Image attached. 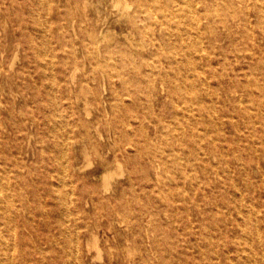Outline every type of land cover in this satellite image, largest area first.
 <instances>
[{
	"label": "rangeland",
	"instance_id": "1",
	"mask_svg": "<svg viewBox=\"0 0 264 264\" xmlns=\"http://www.w3.org/2000/svg\"><path fill=\"white\" fill-rule=\"evenodd\" d=\"M17 1L20 9H15L8 0L0 6V43L8 45L7 58L2 65L7 69L9 61L14 59V70L40 74L39 86L45 93L44 103L38 107L31 92L23 96L19 87L21 81L17 80L12 84L13 94L4 96V106L0 108L7 126L5 134H0V219L4 210L14 225L16 207L11 202L21 204L28 198L30 209L26 214L34 216L37 232L25 231L24 240L17 241L18 249H25L29 256L34 255L40 261L48 260L51 253L58 251L59 256L53 264H130L148 255V251L161 257L157 258V264H169V260L173 264H264V15L259 10L258 0H191V9L197 10L203 18L199 34L193 29L190 16L193 12L184 5V0H161L165 6L169 1L164 10L155 14L139 11L135 16L134 0ZM231 11L235 15L247 13L248 16L237 25L238 20L230 16ZM205 12L210 16L205 18ZM174 13H178V19ZM32 14L36 21L29 18ZM19 16L27 18L26 35L19 25ZM221 20H225L228 29L222 26ZM137 29L141 30L136 32ZM126 33L136 45H125L124 49L141 62L137 73L133 74L127 67L126 77L134 81L139 79L137 82L154 78L152 87L134 106L120 85L121 73L113 69V80H109L107 73L95 65L86 46L90 41L100 42L96 49V54L100 55L117 42L126 44ZM51 49L55 55L51 58L47 54L42 60L41 52L49 53ZM115 59L120 61L121 56L115 55ZM41 62L46 64L45 68ZM161 70L165 76L182 77L187 86L194 84L198 88L197 93L203 97L200 112L205 122L200 128H204L203 135L208 139L212 137L217 146L210 150L205 164L194 160L186 163L189 177L182 195L176 192L154 215L139 217L140 228L136 223L134 229L126 230L119 222L121 215H105L102 219L105 221H100L97 228L87 230L85 227H91L94 222L96 207L84 195L85 187L95 182L99 199L105 205L108 202L104 198L116 194L102 195L101 181L91 174L105 158L113 161L116 155L124 157L122 168L111 167L116 171L113 177L116 184L128 186L125 177L128 170L134 172L136 198L129 196L127 206L135 209L136 216L140 215L139 209L156 196L157 191L142 180L144 175L153 178L154 170L150 157L141 160L136 155L133 143L138 136L133 134L131 141L129 136L115 135L112 124L115 114L110 106L114 96L110 89L114 82L124 99L123 112H129L135 126L144 125L148 137L159 143L163 135L173 132V109L160 80ZM150 71L154 73L152 76L148 75ZM53 82L56 85L52 86ZM81 87L95 91L96 99L86 92L81 93ZM77 95L81 100L73 103ZM148 98L152 104L147 102ZM25 101L34 107L40 125L24 123L22 116H15L14 110ZM218 124L221 132L216 131ZM64 136L73 142L67 152L69 181L59 186V192L67 195L60 200L59 206L51 208L50 190L60 183L57 167L60 150L54 146ZM163 139L165 157L174 160L175 155H169V138ZM206 140L201 143L206 145ZM223 151L234 156L219 175L210 168V162L220 161ZM18 164L24 167L23 171H17ZM172 166L169 174L180 175L178 167ZM102 170L100 168L96 174ZM161 170L163 180L167 181V170ZM167 183L175 185V182ZM72 190L75 202L68 195ZM135 232L138 234L136 242L131 240ZM2 233L10 250L15 240L13 230L5 229ZM93 234L98 238L97 246ZM195 234L200 236L198 241Z\"/></svg>",
	"mask_w": 264,
	"mask_h": 264
},
{
	"label": "bare ground",
	"instance_id": "2",
	"mask_svg": "<svg viewBox=\"0 0 264 264\" xmlns=\"http://www.w3.org/2000/svg\"><path fill=\"white\" fill-rule=\"evenodd\" d=\"M134 1H135L136 10H135V13L133 14V16H135V14L138 13L139 11H145V12H149V13L155 14V12H157L159 10H164V7L169 6V1H168V4L166 6L163 5L161 0H134ZM184 1H185L184 5L187 8H189V10L191 12H193L192 15H190L191 19H192L191 20L192 21V25L194 26L193 29H195V31H197L198 34H199L203 18L201 17V14L197 10H192L191 9V7H192L191 0H184ZM8 2L15 9H20V7H21L17 0H8ZM258 2H259V10L264 15V0H258ZM3 4H4V0H0V6L3 5ZM29 4H30V8L32 10V7H33L32 6V2L30 1ZM117 5L119 6L120 4H117ZM117 5L115 7H117ZM126 5H127V3H126ZM126 8H128V7H126ZM216 10H218V9H216ZM183 12H184V10H183ZM233 14L234 13L231 11L230 16L232 15V16H234L235 19L238 20L237 23H236L237 25H239L241 23V21L243 19H245V17L248 16L247 13H244L243 14L244 16L235 15V14L233 15ZM164 15L165 14H163V16ZM175 15H176V19H178L177 18L178 13L175 14ZM207 16H210L209 12H205L204 17L207 18ZM29 18L32 19V21H36V18L34 17L33 14L30 15ZM165 18H167V17H165ZM26 19L27 18L20 17V16L18 18L19 25L22 27L25 35L27 34V26L25 24ZM259 21H260V19H259ZM221 22L223 24L222 26H224L225 28L228 29V25L225 22V20H221ZM221 22H220V24H221ZM131 23L134 25V21H132ZM150 23L153 24L152 22H150ZM164 23H166V22H164ZM72 24H73V22H72ZM250 24H251V22H250ZM244 25H246V23ZM182 26L183 25H181V27ZM252 26H253V24H252ZM252 26H251V28H252ZM144 28H145V25H144ZM188 28L190 29V27H188ZM148 29H149V27H148ZM140 30L137 29L136 32L140 31ZM150 30L152 31V28L149 29V31ZM59 31L61 32V30H59ZM59 31H57V33ZM105 31H107V30H105ZM112 32H113V30H112ZM129 32H130V30H129ZM144 32H145V30H144ZM139 33L140 32H138V34ZM145 34L146 33H144L143 35H145ZM150 34H151V32H150ZM152 34H153V32H152ZM111 35H112V33H111ZM196 35L197 34H195V37H196ZM88 36H90V34ZM102 36H104V35H102ZM91 37H93V36H91ZM108 37H109V35H108ZM105 38L106 37L104 36V39ZM198 38L200 39V36ZM180 39H181V37H180ZM103 40H102V43H103ZM124 40H125L126 44H123L122 42H117L115 45H113L111 47H107L104 50L103 53L98 51V53L100 52V55L96 54L97 53L96 49H98L97 47L100 44V42L98 44V43H93V42L90 41V43H88V44L86 43L87 44L86 46H87V49L89 51V56L93 60H95V65H97V67H101L103 69V71H105L107 73V76H108L109 80H111V81L113 80V73H112L113 69L118 70L117 74L121 73L120 74L121 75V84L120 85H121L122 89H124L125 92L129 95V98H130L129 101L131 102V105L134 106V105H136L137 100H139L141 98L142 94H145V95L147 94V92L150 89V86L152 87V85H153L154 78L151 77V78H148V79H146V80H144L142 82H137V81H139V79L137 81H134V80H129L126 77L125 69L127 67L128 68L130 67V69H131L133 74L137 73L141 69V66H140L141 62H139L136 59H134L133 55L130 53V51H127V49H124L125 45L128 46V47H132V46L136 45V42L133 40V38L128 33H126V34H124ZM104 41H106V39ZM155 41H156V38H155ZM150 42H152L154 44V41H150ZM201 42H202V38H201ZM196 43H198V42L196 41ZM200 44L202 45L203 43H200ZM160 47H161V45H160ZM196 47H197V44H196ZM202 47H203V45H202ZM158 48H159V46H158ZM191 48H193L192 44H191ZM161 49H162V47H161ZM7 51H8V45L0 43V75L3 76V79L0 80V108L2 106H4L3 105L4 96L7 93L8 94H13L14 89L12 87V84L13 83H17V80L21 81V83H20L21 85L19 84L20 85L19 87H21V89H22L23 96L27 95L29 92H31V94L36 98V104L38 103L37 106L38 107L41 106L44 103L45 93H44L42 87L39 86V79L41 78L40 74H38V73H36L34 71H31V70L30 71L29 70H22V69H20L18 71L14 70V62L16 61V60L14 61V59H11L9 61L8 68L5 69V67L2 65V61L6 60L7 56H5V53ZM205 51H207V50H205ZM162 52H164L163 49H162ZM173 52H174V50H173ZM182 52H184V51H182ZM47 54L50 55V57L52 58V56L55 55L54 49L53 50L51 49L49 51V53L46 52V51L45 52H41L40 58L42 60L45 59ZM194 54L195 53H193V55ZM199 54L201 55V53H199ZM115 55L121 56V60L120 61H116ZM196 55H197L196 56V58H197L198 54H196ZM99 56L102 59L99 58ZM151 56H152V54H151ZM151 56H150V59H152ZM189 56H190V54H189ZM208 57H210V56H208ZM155 58H157V57H155ZM206 58H207V56H206ZM207 59H209V58H207ZM141 60L142 61L144 60V62L146 61V59H142V58H141ZM63 61H65V60H63ZM199 62H201V60ZM61 63H63V62H61ZM64 64H66V63H64ZM45 65L46 64L44 62H41V66H43L45 68ZM52 65H53V63H52ZM149 65H151V64L148 63V66ZM93 66H94V64H93ZM97 67H96V69H97ZM144 67H146V65ZM194 69H195V67H194ZM43 70H45V69H43ZM150 70H152V69H150ZM74 71L75 70L72 71V78L73 79L75 78V77H73L74 74H75ZM162 73H163V70L160 71V77H161L160 80H161L162 84L166 87V91H167L166 95H167V97H169V100L171 102V107L173 109V114H172L173 115L172 116L173 117V121H171L172 122L171 126L173 127V132L171 134H169V135L168 134L167 135H163L161 137L162 141L159 142V143H157L155 139L148 137L147 132H146L147 129H145L144 125L140 124L138 126H135V123L133 122L132 116L130 115L129 112H127V111L123 112V108L122 107H123L124 99L121 96L120 89H118V87L116 86V84H114V82H111L112 86H111V89H110V93L114 96V100H113V102H111L110 106H111V109L113 110V112L115 114L114 115V121H112L113 128L115 130V135L119 133V134H123V135H125L127 137L129 136V138L131 137V141H132L133 134L138 136V139L136 141H134V143H133V147H134V149L136 151V155L141 160L144 159L146 156L150 157L151 162H152V168L154 170V177L153 178L151 176H149V175H144L142 177V180L146 184H148L152 189H155L157 191L156 196H155V198L150 199L148 201V203L144 204L142 206V208L139 209V214L140 215L136 216L135 209L133 207L127 206V201L130 200L129 196H130V198L132 196V199L136 198L135 191H136L137 185H136V182H135L134 172L131 169L128 170L127 176L125 177L127 179V185L128 186H125L123 183L116 184L113 181V177H114L116 171H114L112 168H114V169L115 168L116 169L117 168H122V166H123L122 162L124 161V157L123 156L122 157H117V155L114 156V159H113V161L115 162L114 165H112L113 161L111 159L105 158V159L101 160V162L99 163L98 167L95 170H93L91 172V174H94V177L101 181L100 182L101 183L100 186H101L102 195L106 196V195L110 194V192H114L116 194H114V196L105 197L104 199H106L107 202H108V205H105L100 200L101 198L99 199V193H98V189H97V184L95 182H92L91 184H89L88 187H85V189H84V193L85 194L84 195L86 197H88V201H91V203L96 207V211H95L96 213L94 214V218H95L94 222L91 225V227H88V226L85 227V229H87V230L89 228H91V229L97 228L100 221H105V220H102V219L105 218V215H108V216H110V215H112V216L121 215L122 218L119 220V222L125 226L126 230L127 229L128 230L134 229L136 223H138L137 224L138 228H140L141 227V223H139V221H137V219L139 217L154 215L156 212H158V209H159V207L161 205H167V202H169V200L173 199V197L176 195L175 194L176 192H178L177 194L182 195V190L186 189L184 187H185V183H186V181L188 180V177H189V174L185 170L186 163L194 160V161H198L200 163L205 164V162L207 161L208 154H210V150L213 149L214 147L216 148V146H217L216 145L217 144L216 141L212 137L208 139L206 137V135H203L204 128L203 129L200 128V125L204 122V119H203L204 117H202V114L200 112V109L203 107V97H202V94L197 93V89L198 88L194 84H191L190 87L187 86V84H185L186 81L182 77L181 78L178 77L179 79H177L176 77L165 76ZM152 74H154L152 71L148 72V75L152 76ZM180 76H181V74H180ZM192 76H193V74H192ZM10 78L11 79H15L16 82H14V80L12 81ZM91 79H93V78H91ZM53 85H56L55 82H53L52 86ZM177 85H179V88L177 87ZM191 90H193V91H191ZM79 91L81 93H82V91L86 92L87 95H90V96L94 97L95 99L97 97L95 91H93L92 89L81 87V89ZM71 94H73V93H71ZM39 96H40V98H39ZM74 99L75 100H73V103L75 101L78 102V101L81 100L78 95ZM150 101L151 100L148 98L147 102L149 104L151 103ZM73 103L71 102L70 104L73 105ZM84 105L86 106L87 103L84 102ZM104 108H105V105H104ZM14 111L17 112L15 114V116H22V120H23L24 123H26L28 121V122L34 123L37 126L40 125L38 114H36V112L34 110V107H32L28 101H25L23 104H20ZM57 113H59V112H57ZM91 113H90V115H91ZM107 114H108V112H107ZM215 115H216V113H215ZM216 118H217V116H216ZM169 123H170V121H169ZM204 124H205V122H204ZM120 125L123 126V127L121 126L123 128V130L120 129ZM161 125H162V123H161ZM61 128L59 129V131L62 133ZM6 130H7V126L5 125V123L3 121V115H2L1 109H0V134L4 135ZM179 130H182V131L180 132ZM216 131L221 132V127H220L219 124L216 126ZM163 138H165V139L169 138V145L171 146V149L169 150V155L174 154L175 155V159L174 160H168L165 157V155H164L165 154L164 153L165 149L162 146V144L164 143V141H163L164 139ZM170 138H172V139H170ZM205 138L207 139L206 140L207 143H206V145H203L201 143V141L204 140ZM22 142L23 141H21L19 143V146L21 145ZM72 144H73V142L70 141V138L64 136L62 139H60V141L56 142L55 146H54V148L60 150V159L57 160V167H58V170H59V173H60V176H59L60 177L59 178V182L60 183H58L57 185H54V187H52V189L50 190V192L52 194V198H53V202L51 203V208H56L57 206H59L60 200L61 199H65V197L67 195V193L61 194L59 192V186H62L63 184H65L66 180L69 181V176H67V175H68V171H69V167H70V162L67 161V158H68V153L67 152H68V148L71 147ZM254 147L255 146H253V148ZM255 150H256V148H255ZM225 152L226 151L222 152V159H220V161H218L217 163L210 162V168L216 174H219V175L222 174V172H221L222 168H224L225 165L226 166L230 165V162L232 160L231 157L234 156V154L231 155V153L228 154V153H225ZM171 162H172V164H170ZM126 164L127 163H125V165ZM173 164H175L178 167L179 171L181 172L180 175H175L173 173L169 174L170 167H173L172 166ZM23 168L24 167H22L20 164H18V167H16L18 172L23 171L22 170ZM100 168H103V170L101 171V173L96 174V172L99 171ZM161 168L163 170H167L168 174L165 176V179H167L168 182H175L174 186H170L167 183V181L163 180L164 178L161 175L162 174L161 173V171H162ZM73 169H75V168H73ZM146 172H147V170H146ZM124 173H122V174H124ZM205 173H207V172L205 171ZM165 185H167L168 187H164ZM69 194L72 197V201L75 202L76 200L72 196L73 195V190L70 193H68V195ZM27 199L28 198H26L25 199L26 201H24L21 204H16L14 201L11 202V204H13L16 207L15 211H16V216H17L16 218L17 219H16L14 225H13V223H11L12 222V218L3 210V213H2V217L3 218L0 219V264H53L56 261V259L58 258V256H59L58 251H55V252L51 253V255H50L48 260L40 261V259L36 258V256H34V255L29 256L25 249H23V248L20 249V250L18 249L17 241L18 240H24L25 231H28L30 234L37 233L36 232V227L34 226V221H35L34 216L32 217V215H28V213L26 214V211L30 209V203H29V201ZM65 203H67V202H65ZM239 204H240V202H239ZM68 205H70V204H68ZM1 225H3V226H1ZM9 228L11 230H13V236H14V239H15L14 240V246H12L10 250L8 249L7 244H6L7 243V238L2 233L3 230H5V229L9 230ZM144 230L147 231L148 228H144ZM133 231H135V230H133ZM249 232H250V230H249ZM137 235L138 234H136V232L132 233L131 240L136 242L137 241ZM195 236H196V239L198 241L200 236H198L197 234H195ZM76 238H78V236H76ZM93 239H94V245L97 246L98 238H96L95 235H94ZM126 246H128V247L130 246L128 242H126ZM133 251H135V250H133ZM154 253H155V251H154ZM68 255L71 257V253H68ZM170 257L171 256H169V258ZM133 258H136V257H133ZM157 258L161 259L160 256H156L155 257L148 251V255H146L144 257H141L139 259H134L133 262H131L130 264H157ZM169 264H173L171 260H169Z\"/></svg>",
	"mask_w": 264,
	"mask_h": 264
}]
</instances>
